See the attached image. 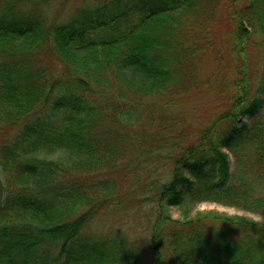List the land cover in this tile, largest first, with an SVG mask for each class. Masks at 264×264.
<instances>
[{"label":"trees","instance_id":"trees-1","mask_svg":"<svg viewBox=\"0 0 264 264\" xmlns=\"http://www.w3.org/2000/svg\"><path fill=\"white\" fill-rule=\"evenodd\" d=\"M201 201L264 217V0H0V264H264Z\"/></svg>","mask_w":264,"mask_h":264},{"label":"rangeland","instance_id":"rangeland-1","mask_svg":"<svg viewBox=\"0 0 264 264\" xmlns=\"http://www.w3.org/2000/svg\"><path fill=\"white\" fill-rule=\"evenodd\" d=\"M59 6V4L57 5V7ZM55 14V12H54ZM53 15H51V18H53ZM198 90V89H197ZM186 102L188 103V105H190L191 107H197V106H202V103L207 100V101H211L213 100V98H216V93L214 92V94L210 95V91H207L206 89L200 88L199 91H197L195 94L190 93L189 95H186ZM213 97V98H212ZM204 107L201 109L202 113L204 112ZM229 160H230V168L232 169L234 167V156L232 154H229ZM208 210H217L220 212H225L228 214H243V215H248L250 217H252L255 220H258L262 223H264V217L254 214V213H250V212H246L231 206H226V205H222L220 203L214 202V201H201L195 204L194 208L190 211V215H194L197 211H208ZM171 211V215L173 217H181V209L177 208V207H172L170 209ZM131 234H133V239H135V236H138L139 233H136L134 230L130 231ZM138 248H139V252H140V256H141V261L139 260V264H145L146 262H148L149 260V247H148V240H147V236H145L144 234H141L138 238H137V243Z\"/></svg>","mask_w":264,"mask_h":264},{"label":"clouds","instance_id":"clouds-1","mask_svg":"<svg viewBox=\"0 0 264 264\" xmlns=\"http://www.w3.org/2000/svg\"><path fill=\"white\" fill-rule=\"evenodd\" d=\"M169 176H170V174H169Z\"/></svg>","mask_w":264,"mask_h":264}]
</instances>
